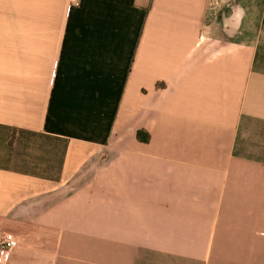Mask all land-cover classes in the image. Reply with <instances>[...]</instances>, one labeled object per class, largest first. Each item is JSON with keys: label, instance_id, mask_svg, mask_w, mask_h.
<instances>
[{"label": "crops", "instance_id": "obj_1", "mask_svg": "<svg viewBox=\"0 0 264 264\" xmlns=\"http://www.w3.org/2000/svg\"><path fill=\"white\" fill-rule=\"evenodd\" d=\"M4 234L7 264H264V0H0Z\"/></svg>", "mask_w": 264, "mask_h": 264}, {"label": "built area", "instance_id": "obj_2", "mask_svg": "<svg viewBox=\"0 0 264 264\" xmlns=\"http://www.w3.org/2000/svg\"><path fill=\"white\" fill-rule=\"evenodd\" d=\"M78 0H72L76 3ZM17 247V241L11 234H4L0 238V264H7L10 255Z\"/></svg>", "mask_w": 264, "mask_h": 264}, {"label": "trees", "instance_id": "obj_3", "mask_svg": "<svg viewBox=\"0 0 264 264\" xmlns=\"http://www.w3.org/2000/svg\"><path fill=\"white\" fill-rule=\"evenodd\" d=\"M136 137L140 142H147L148 141V136L141 131L137 132Z\"/></svg>", "mask_w": 264, "mask_h": 264}]
</instances>
